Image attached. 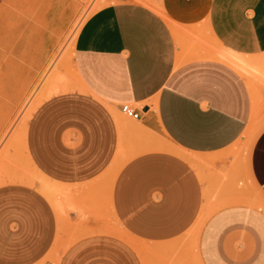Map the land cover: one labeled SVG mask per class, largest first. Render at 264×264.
<instances>
[{
  "label": "crops",
  "instance_id": "obj_1",
  "mask_svg": "<svg viewBox=\"0 0 264 264\" xmlns=\"http://www.w3.org/2000/svg\"><path fill=\"white\" fill-rule=\"evenodd\" d=\"M56 1L0 0V138L57 49ZM72 67L28 121L34 183L0 185V264H264V201L238 185L264 196V126L249 130L264 123V0L108 4ZM124 103L141 118L120 123ZM43 181L67 190L68 216Z\"/></svg>",
  "mask_w": 264,
  "mask_h": 264
},
{
  "label": "rangeland",
  "instance_id": "obj_2",
  "mask_svg": "<svg viewBox=\"0 0 264 264\" xmlns=\"http://www.w3.org/2000/svg\"><path fill=\"white\" fill-rule=\"evenodd\" d=\"M118 1L120 0H57L56 3L54 4V8L52 9V13H51V16L53 18V23L50 29L53 30L59 38L58 46L56 51L51 56L48 66L46 67L44 79H42L30 92L28 98L26 99L21 109L19 110V113L13 117L7 130L0 138V179L2 181L5 182V180L14 179V181L12 180L13 182H15V180L18 182L17 179H20V181L25 183H34L33 178L20 176L22 167H24L25 171H31V165L27 161L25 155L24 142H25V134L27 131L28 121L36 109L33 110L31 115H29L28 113L31 110V107H34L36 105L35 108H37L39 104L42 103V101L50 97L51 94H48L50 91L49 88L52 89L54 83L57 85V82H59L58 83L59 89L57 90V93H60L62 91H67L70 88H72L70 81H72V75H74V70L72 67L74 40L79 30L81 29L84 22L95 11L99 10L100 8L108 4ZM2 7L3 5H0V9H2ZM10 17L11 16L8 15L7 17H5V19L0 18V33L5 32L3 23L5 20H7L6 18H8V22H10L9 20ZM249 72H251V74L254 77H256L258 80L260 79L261 72L259 69H255V68L249 69ZM56 77L60 78V80H64L62 81L63 83L65 82L64 85L60 83L61 82L60 80L58 79L56 80ZM50 81L52 83H49ZM57 93L55 92L54 94ZM117 114H118L117 116L118 119L121 117V119H119L120 123L122 122V119H125L126 121L129 122H136V120L130 119L126 117L124 114H120V113ZM263 126L264 123L259 118L256 122V126H255L256 129L254 136H257V134H259V132L263 129ZM163 143H164L163 145L165 146L172 147V145L166 140H163ZM246 146L249 145L246 143ZM173 148L174 147H172L171 149L174 150ZM184 155L190 160L193 159V157L187 154ZM192 161L195 163L194 160ZM121 166L122 163L118 165L115 171L111 174L115 175ZM22 179L23 180L25 179V181H23ZM248 180L249 178L242 179L241 181L242 185L241 184L238 185L247 187L249 189L251 198L264 201V196L260 193L256 185L254 183L249 185ZM0 185L2 184L0 183ZM62 189L63 188L51 184L48 181H43L41 191L47 194L46 196L51 200H54L55 196L57 195L58 198H60L63 202L64 215L68 216V209L70 208L69 196L66 192H61ZM63 190L67 191L66 189ZM209 215L210 214H206L200 217V219L198 220V222L194 227L196 233H199L202 230L205 224L204 222L206 221ZM107 230L109 232H115L116 234L122 237L129 238L125 231L118 229L116 227H110ZM130 241L138 249H141L140 245L137 242L131 239ZM162 258H163L162 260L158 259V264L164 263L163 262L164 257ZM51 261L56 263L55 258H51Z\"/></svg>",
  "mask_w": 264,
  "mask_h": 264
},
{
  "label": "bare ground",
  "instance_id": "obj_3",
  "mask_svg": "<svg viewBox=\"0 0 264 264\" xmlns=\"http://www.w3.org/2000/svg\"><path fill=\"white\" fill-rule=\"evenodd\" d=\"M214 57V56H213ZM214 58H217V57H214ZM233 58V57H232ZM235 58H236V56H235ZM238 58V57H237ZM219 59V58H218ZM221 59V58H220ZM244 59V58H243ZM242 59V60H243ZM235 60V59H234ZM223 61V60H222ZM239 61H240V59H239ZM235 64L239 67V68H241L242 70H245L246 68H247V66H246V64H245V62H235ZM248 69V68H247ZM60 80V78H58V77H56V80ZM61 79H63V78H61ZM61 82V84H63L64 85V83L62 82V81H64V80H60ZM49 83H52L51 81L49 82ZM58 83L59 82H57V85L54 83L53 84V87H52V89H50L49 88V93L48 94H51V95H53L55 92L57 93V90L59 89V85H58ZM67 83V82H66ZM55 85V86H54ZM61 87H63V86H61ZM60 87V88H61ZM47 89H48V87H47ZM44 90V89H43ZM87 90V89H86ZM47 93V92H46ZM50 95V96H51ZM39 102V101H38ZM43 102V101H42ZM40 105V104H39ZM36 106V105H35ZM35 106L34 107H31V110L29 111V115H31L32 114V112H33V110H35L36 108H35ZM115 114H116V117L118 116V114H117V112H115ZM29 117V116H28ZM120 117V116H119ZM117 119V118H116ZM119 119H121V117L119 118ZM118 119V120H119ZM257 122V121H256ZM256 122H254V123H252V125H251V127H250V135H252L253 133H255V126H256ZM249 133V132H248ZM251 137V136H250ZM11 142V141H10ZM247 143V142H246ZM193 160V159H192ZM195 161V160H194ZM10 180V179H9ZM9 180H5V182L4 181H2L1 179H0V183L1 184H4V183H6L7 181H9ZM13 181H14V179H12ZM12 180H10L11 182H13ZM18 180V182H22V181H20V179H17ZM23 180V179H22ZM23 181H25V179L23 180ZM29 181V180H28ZM3 182V183H2ZM15 182H17L16 180H15ZM25 183V182H24ZM59 186V185H58ZM56 187V186H55ZM44 188V187H43ZM40 190V189H39ZM64 192V191H63ZM47 193V192H46ZM43 194H45V193H43ZM47 195V194H46ZM50 195V194H49ZM113 233H115V232H113Z\"/></svg>",
  "mask_w": 264,
  "mask_h": 264
},
{
  "label": "built area",
  "instance_id": "obj_4",
  "mask_svg": "<svg viewBox=\"0 0 264 264\" xmlns=\"http://www.w3.org/2000/svg\"><path fill=\"white\" fill-rule=\"evenodd\" d=\"M121 111L126 117H128L130 119L137 121L141 118V114H140V111L138 110V108L129 104V103H124L121 106Z\"/></svg>",
  "mask_w": 264,
  "mask_h": 264
}]
</instances>
